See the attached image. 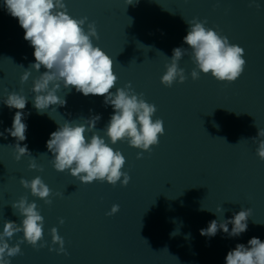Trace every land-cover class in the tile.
<instances>
[{
  "label": "water",
  "instance_id": "water-1",
  "mask_svg": "<svg viewBox=\"0 0 264 264\" xmlns=\"http://www.w3.org/2000/svg\"><path fill=\"white\" fill-rule=\"evenodd\" d=\"M68 14L95 22L99 39L92 38L114 61L115 88L131 84L157 108L153 120L164 122L165 133L152 151L131 147L126 140L112 145L106 126L113 114L101 96L63 88L57 95L64 106H50L39 113L32 100L33 82L45 71L35 63L34 48L24 39L18 19L0 0V232L6 221L21 222L11 206L21 197L35 202L44 218L46 246L22 243L21 254L11 264H225L227 253L252 237L264 242V161L256 154L258 129H264V0H64ZM257 5H260L257 7ZM226 36L245 50L246 66L235 82H220L196 68L184 36L192 19ZM183 47L178 62L187 79L172 87L161 83L173 49ZM29 70L28 81L21 76ZM7 90V91H5ZM8 92L28 99L24 122L30 154L16 159V139L11 128L16 109L3 104ZM99 115L96 134L119 150L126 163L122 171L131 177L127 186L94 181L82 183L66 170L58 172L46 142L65 121L85 124ZM6 137V138H5ZM35 159L37 169L29 163ZM43 169L42 171L40 169ZM39 176L52 190L51 204L31 194L20 180ZM123 179V178H122ZM59 193V195H57ZM119 205L114 215H106ZM226 209L217 212V208ZM251 208L247 231L230 237L218 231L214 237L200 234L212 220L231 219ZM206 209V210H201ZM216 213V214H215ZM60 219L64 220L60 224ZM57 228L67 254L52 244L50 230ZM229 232L232 225L229 224ZM173 233H176L173 235ZM23 233L8 241L15 245Z\"/></svg>",
  "mask_w": 264,
  "mask_h": 264
},
{
  "label": "clouds",
  "instance_id": "clouds-1",
  "mask_svg": "<svg viewBox=\"0 0 264 264\" xmlns=\"http://www.w3.org/2000/svg\"><path fill=\"white\" fill-rule=\"evenodd\" d=\"M132 3L133 0H127L128 5ZM4 6L12 17L18 19L24 30V39L34 48L35 63L29 68L37 72L42 67L45 69L34 80L32 88L35 94L33 107L39 113L46 112L50 106L62 107L66 104V100L57 95L61 85L69 91L74 88L84 96H101L105 105L112 106L113 114L106 126V136L112 145L126 140L131 147L142 150L137 154L140 159L143 152L150 153L152 147L159 144V137L164 135L165 128L161 119H152L157 111L156 106L148 103L143 93L137 94L130 83L123 88H116L115 92L111 91L118 77L114 74L113 59L92 42V38L99 39L95 22L88 23L85 31L84 25L88 18L71 17L64 0H4ZM186 23L189 28L183 40L192 50L191 59L196 65L191 71L192 79H199L200 73H203L211 74L220 82H235L246 66L245 50L238 44L230 43L226 36L212 28H206V20L194 18ZM185 51L183 47L173 49L170 63L165 65L166 71L161 76L164 86L172 87L174 83H184L187 79L184 69L178 66ZM30 75L31 72L25 70L21 83L28 81ZM2 102L10 109H16L12 126L5 132L16 139V159L20 160L22 156L30 154L26 144L20 145L26 140L27 124L24 122L23 110L28 99L17 92H8ZM99 120L100 116L95 115L87 119L85 124L65 121L62 126L59 125L46 142L53 157L51 163L56 171L67 170L82 183L100 181L115 186L120 182L122 186H127L131 177L122 171L126 163L124 155L95 132L90 139L86 137V132L95 129ZM3 135L0 132V136ZM252 140L258 143L256 154L264 161V129H258L257 137ZM29 167L37 169L35 159L30 161ZM20 183L25 189H30L33 196L43 199L45 204L52 203V190L39 176L31 181L22 178ZM11 206L13 214L18 213L22 220L19 224L10 220L4 223L0 232V264H11L9 258L21 254L22 243L26 242L33 248L46 246L43 239L44 218L37 204L29 202L27 197H21ZM118 211L119 205L114 204L106 215L111 216ZM225 211L222 207L217 208V212L224 214ZM251 212V208L241 209L231 219L219 222L214 219L207 228L200 230V234L214 237L222 230L230 237H238L247 231ZM59 222L63 224L64 220L60 219ZM229 224L232 225L230 232ZM21 232L22 239L14 246L10 245L8 241L14 234ZM50 235L52 244H58L59 248H49V251L67 254L64 239L58 234L57 228H51ZM225 264H264V242L252 237L247 246L237 244L227 253Z\"/></svg>",
  "mask_w": 264,
  "mask_h": 264
}]
</instances>
